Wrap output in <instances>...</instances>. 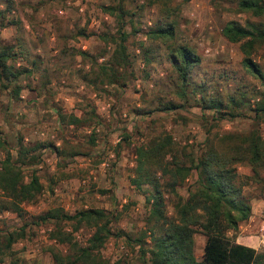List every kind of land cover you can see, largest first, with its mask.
<instances>
[{
	"label": "rangeland",
	"instance_id": "obj_1",
	"mask_svg": "<svg viewBox=\"0 0 264 264\" xmlns=\"http://www.w3.org/2000/svg\"><path fill=\"white\" fill-rule=\"evenodd\" d=\"M238 1L0 0V44L11 54L9 69L0 71V169L8 151L23 181L35 173L41 184L35 198L21 203L23 216L0 205L2 242L8 232L24 228L0 255V264H55L50 249L74 253L51 236L52 222L37 218L55 207L69 214L104 210L112 233L101 255L110 264H149L150 187L138 189L131 182L136 148L170 136L195 155L206 139L221 146L227 133L255 128L264 138V121L254 112L263 82L243 64L239 43L222 34L230 21L264 24V13L242 10ZM168 22L175 25L173 36L150 34ZM121 32L127 35L124 61L116 57ZM181 45L200 58L187 85L169 58ZM252 58L264 70L263 43ZM202 96L229 105L219 112L204 108ZM229 96L241 102L236 109ZM169 103L176 107L163 109ZM71 115L79 121H70ZM235 168L251 176L243 187L251 213L239 228L259 236L258 252H264V167L257 177L247 162ZM194 180L193 172L178 188L184 198ZM3 196L0 189V200ZM174 200L165 195L167 216H173ZM74 225L61 223L74 242L86 245L93 228ZM239 231L229 235L236 239ZM194 239L200 260L205 235L197 230Z\"/></svg>",
	"mask_w": 264,
	"mask_h": 264
},
{
	"label": "trees",
	"instance_id": "obj_2",
	"mask_svg": "<svg viewBox=\"0 0 264 264\" xmlns=\"http://www.w3.org/2000/svg\"><path fill=\"white\" fill-rule=\"evenodd\" d=\"M238 6L242 10L252 11L254 15L264 13V0H239ZM174 26L172 22L161 23L150 34L155 38L171 37ZM120 34L116 57L124 61V41L127 35L123 32ZM222 34L229 41L239 43L243 64L264 85V70L252 58L256 45L264 44V24L248 22L241 25L230 21L223 26ZM10 55V50L0 44V71L9 69L6 62ZM169 58L183 85L189 84L192 68L200 58L186 45L179 46ZM200 100L204 105L202 107L216 109L218 112L229 105H224L218 98L202 96ZM228 100L231 109L241 104L234 96H229ZM175 107V104L169 103L163 109ZM254 112L258 119L264 121V90ZM70 121L76 123L79 119L71 115ZM219 141L222 145L216 146L206 139L204 148L195 155L187 152L185 147L178 148L170 136L153 139L147 146L136 148L137 165L131 182L138 189L144 185L150 187L145 195L149 205L147 223L150 224V238L153 242L149 250V264H264V252L237 243L229 235L230 231L237 232L240 223L247 220L251 213L249 199L243 193V187L251 176L239 174L235 164L247 162L254 177L259 176L258 169L264 167V138L254 128L245 134L227 133ZM1 146L3 144L0 142ZM6 153L7 157L0 169V189L4 192L0 205L2 209L23 216L25 211L21 203L35 198L41 190V184L35 173L28 182H24L20 167L14 165L9 152ZM193 172L195 180L184 198L178 188ZM166 194L175 198L171 217L167 216L165 210ZM37 218L40 222H52L55 229L51 236L59 242H67L74 251L73 254H63L50 249L55 264H110L100 253L112 233L110 218L104 210L88 208L69 214L55 207ZM63 221H74L75 229L83 223L93 228L86 245L73 241L72 236L63 230ZM197 230L205 235L200 260L194 251V234ZM23 231L24 228L8 232L3 242L0 236V255L11 247Z\"/></svg>",
	"mask_w": 264,
	"mask_h": 264
},
{
	"label": "crops",
	"instance_id": "obj_3",
	"mask_svg": "<svg viewBox=\"0 0 264 264\" xmlns=\"http://www.w3.org/2000/svg\"><path fill=\"white\" fill-rule=\"evenodd\" d=\"M106 132V130H105ZM250 225V224H249ZM256 225H254L253 227H255ZM240 229V231H239ZM238 231V235L236 236V239L235 241L237 243H240V244H243V245H246V246H250V247H253L255 248L257 251H258V248L257 246H259V242L262 241V239H260V237L258 236L257 238L254 237V236H251V235H244V232L246 231V227L243 229V228H239ZM194 251H195V247H194Z\"/></svg>",
	"mask_w": 264,
	"mask_h": 264
},
{
	"label": "built area",
	"instance_id": "obj_4",
	"mask_svg": "<svg viewBox=\"0 0 264 264\" xmlns=\"http://www.w3.org/2000/svg\"><path fill=\"white\" fill-rule=\"evenodd\" d=\"M58 11H59V13H60V14H61V13H63V10H61V9H60V10H58Z\"/></svg>",
	"mask_w": 264,
	"mask_h": 264
}]
</instances>
